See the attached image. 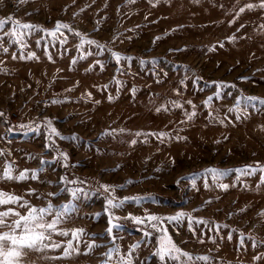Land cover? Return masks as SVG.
<instances>
[{
    "label": "rangeland",
    "instance_id": "obj_1",
    "mask_svg": "<svg viewBox=\"0 0 264 264\" xmlns=\"http://www.w3.org/2000/svg\"><path fill=\"white\" fill-rule=\"evenodd\" d=\"M260 2H0V199L65 212L21 264H162L161 227L180 249L166 264H264Z\"/></svg>",
    "mask_w": 264,
    "mask_h": 264
},
{
    "label": "snow or ice",
    "instance_id": "obj_2",
    "mask_svg": "<svg viewBox=\"0 0 264 264\" xmlns=\"http://www.w3.org/2000/svg\"><path fill=\"white\" fill-rule=\"evenodd\" d=\"M0 2H2V0H0ZM21 2H26V0H21ZM246 7L251 9L255 7V5L248 4ZM259 7L264 8V0H261ZM244 10H245L244 8L240 9L241 12H243ZM8 19L11 20V17H9ZM7 22H8L7 20H0V28H2L4 24H6ZM16 24L19 27H22L25 29L33 27L32 25H28V24L20 25L19 21H16ZM57 27L67 28L68 26L58 24ZM12 34L15 35L16 32L14 31ZM88 43H95V42L88 41ZM4 51H7V49H5ZM119 59L120 57L117 55V60ZM250 99H256V98H250ZM188 103H191V101H188ZM261 103H264V100H262ZM157 111H160V109H157ZM194 115H195V112L189 114L188 119L191 120ZM137 135H141V134L137 133ZM150 135H155L158 138H160V137L165 136L166 133H152ZM133 143H135V141H133ZM250 169H251V166H249L247 169H242L238 171H241L247 175V174H251ZM209 171H213V170H209ZM259 171L264 172V167H260ZM9 172H10V169H9ZM5 175H8V173L6 172ZM220 175H224V173H221ZM24 178H26V170L25 172H22L19 176V179H24ZM262 183H264V177H262ZM221 187L224 189H227L228 185L226 184L221 185ZM105 190H107V186H105ZM0 195H3V194H0ZM49 195L54 196L56 194L49 193ZM127 199H130V198H125V200ZM7 203H18L20 204L21 207H27V215H22L21 213L16 212L12 209H8L6 211L0 212V227L9 228V232L0 234V264H21V261L23 260V258L27 256L30 252L42 251L43 248L49 247V245L45 244L44 241L50 239V232L56 230V225L60 222L65 212H57L56 219L49 223L45 220V214L51 212V205H49V207L46 209L45 208L36 209L34 207H28L26 202L21 203V200L19 197H8L7 199H0V205H4ZM122 203L123 201H121L118 204L113 205L112 200L108 201V204L112 205L113 207H120V204ZM67 207L68 206H66L65 211L67 210ZM184 215H185L184 213H178L176 216L165 217V218L150 215L146 219L149 222L156 221L162 224L164 220H167L168 222L179 221L180 219L183 218ZM9 218H12L11 223H9ZM133 219L138 224L145 223L144 220H141L138 217H134ZM151 226L155 228L156 224H152ZM159 231L161 235L157 241V249L153 253V255L159 257V260L162 262V264H166L167 260L179 259V256H175L173 254L180 253V249L172 241L171 237L167 235V230L161 227ZM107 232L111 233L112 228L111 227L108 228ZM81 233H83V229L72 230L71 231L72 240L78 241ZM59 235L69 236V232L61 231L59 232ZM145 235H148V234L145 233ZM72 240H69L67 243V246L64 248L65 256H70L73 251H78L77 249L74 248ZM51 247L59 248L61 247V245L52 244ZM88 247L89 249H91L94 247H98V245H95L93 243L89 245ZM137 247H139V243L131 246L132 249H135ZM113 251L118 252L119 250L110 249L109 252L106 253L105 255L111 258ZM182 255L188 256L189 260L193 259L187 253H182ZM196 259L206 260L207 257H197ZM121 261H122V264H132L130 258L125 259L124 257H121Z\"/></svg>",
    "mask_w": 264,
    "mask_h": 264
},
{
    "label": "built area",
    "instance_id": "obj_3",
    "mask_svg": "<svg viewBox=\"0 0 264 264\" xmlns=\"http://www.w3.org/2000/svg\"><path fill=\"white\" fill-rule=\"evenodd\" d=\"M70 165H73V163H71Z\"/></svg>",
    "mask_w": 264,
    "mask_h": 264
}]
</instances>
